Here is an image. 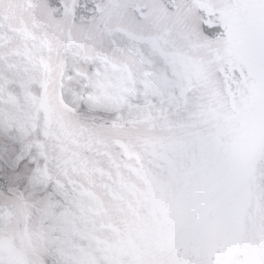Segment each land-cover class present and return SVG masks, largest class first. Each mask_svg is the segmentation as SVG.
<instances>
[{
    "label": "snow or ice",
    "instance_id": "6c2138e0",
    "mask_svg": "<svg viewBox=\"0 0 264 264\" xmlns=\"http://www.w3.org/2000/svg\"><path fill=\"white\" fill-rule=\"evenodd\" d=\"M0 264H264V0H0Z\"/></svg>",
    "mask_w": 264,
    "mask_h": 264
}]
</instances>
